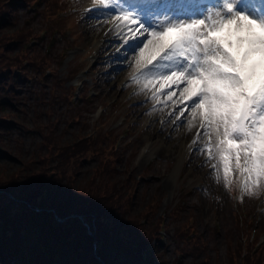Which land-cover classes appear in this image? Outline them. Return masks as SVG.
<instances>
[{"label":"rangeland","instance_id":"obj_1","mask_svg":"<svg viewBox=\"0 0 264 264\" xmlns=\"http://www.w3.org/2000/svg\"><path fill=\"white\" fill-rule=\"evenodd\" d=\"M20 1L21 2L19 3H15L18 6L14 5L16 7V12H18V25H16L20 29H6L7 32L6 30H3L1 31L3 32L2 34L7 33V36H5V38L9 40L8 36L19 35L21 29H26L25 35H31L27 38V42L25 43L27 51L31 52L33 46L40 47L42 51H46L45 44L47 42L52 43L56 51L50 50L52 51L53 58L47 56L50 64L48 65V67H44L43 71L40 73L39 78L45 81V84H41V81H38V85L35 84V81L33 82L32 78L36 71L32 69L31 65L29 66V59L22 60V66L26 68L25 71L28 74L26 75L25 79L28 81L27 85L29 86L28 89L24 86L22 88V95L24 96L25 100L20 102L25 103L16 107L7 106L9 107V109H6V112L10 115L4 116V118L2 119L6 122H10L11 124L13 122L15 123V121L22 122V124L27 125L26 128H28L29 131L23 130L22 126L17 124L16 128L14 127L8 130L9 135L7 136V140L5 141V143L10 149L9 152L11 153V155L6 154L1 159L8 160L6 163H8L9 166L13 165L14 162H16V164L19 163L16 160H11L13 156H18V147L16 144L18 138L22 141L19 143L22 144L21 146L23 147V157L26 158L28 154L32 155L33 152H37L38 157L44 154L46 151V146H43L41 144L42 142H44V139L42 135H37L38 132H35V129H33L34 127H36V124H34L35 111L33 110V107L38 104L40 105L41 98L45 96L49 100H51V98L55 96L56 93H60L62 94L61 98H63V95L67 94L66 88H68L69 86L76 87L78 84H80V82H82V95L87 93L88 96L92 97V106H87V108L89 109L85 110L87 111V113L85 114V119H83L88 124L85 130L82 129L83 125L81 124V122L78 125L74 124L76 126L73 127V123H70V120L68 121V124L66 123L68 119L63 117V113L65 109H67L66 107L69 106V101H67L65 97L64 101L66 103L57 98L55 99L60 104V106H58L55 111L56 113L49 112V110H47V105H40L41 110L43 111L41 122L46 124L48 120H51L52 122L56 123L57 118L63 120L64 122H62L61 120L60 122H58L56 133L60 132L61 127L68 130V134L64 135L62 139H60L61 142L66 143L70 141L72 144L74 142L75 144H78L80 141L84 142V140L95 141L98 139V137L103 138V140L112 139L111 137L106 135L108 132L116 135L115 139L113 140V146L109 149H112L113 154L117 153L119 157L107 156V158L112 160L110 162L114 163L112 169L116 173L114 174V172H112L115 177L109 183V185H111V188L106 190L100 189L101 195L108 194L111 196V198H116L121 194L122 189L119 190L117 189V187H115V189L112 188V183L115 180H120L119 184L122 185L123 182L129 179L128 176L131 173L134 176L135 180H138V175L144 174L145 178H140L138 183L134 185L136 189H131L130 194L132 197L129 193L126 195V197L128 198L129 203L133 205H131V208L134 214H139L143 211L147 212V210L149 209V204H151L152 206H157L156 209H154L157 212L156 217H163L161 220L162 226H157V229H163L165 237H163L162 239L165 238L164 241L167 243V247L164 248L165 254L163 257L166 263L163 264H179L181 259L182 262L180 264H237V257L239 253H242L243 249V247L241 246L242 239L243 237H245L242 232L246 231V225H240L241 223L239 225H236V223L238 224V216L240 215V213H242L244 217L246 216L247 219L252 218V222H249L248 224L250 225L248 227V231L259 229L258 237H261V239L264 237V212L262 213L257 211L260 207L258 205V201L261 196V186L256 188L252 194L248 193V195L242 199V196H240V192H238L237 187L235 188V184L237 183L235 180L237 171H233L231 173L229 177V183L227 186H225L222 167H219L218 169L212 167L213 164H219V158L217 157L216 159L210 161L208 159L207 152L204 150L205 146L203 145V143H195V145H191V148L187 147V156H185L184 160H181V163L177 161V155L174 156L170 153L163 154V152L161 151L160 153H158V155L153 154L150 156H155L157 158L156 161L142 160L143 153H146V150L144 149L146 148V140H151L149 138L151 136L148 135L147 132H153L151 120L149 119H151V117L154 119H159L158 114H162L163 111H156L157 108H161L160 106H152L158 101L163 102L166 97L158 94L157 96H155L154 100H151L144 104L142 106V111L144 112V114L143 117H140L139 119H137V114H132L133 109L132 107H130V102H139L142 98V95H145L147 93L150 94L157 89L166 88V86L164 85V87H159L156 84H150V86L146 87L144 90H140L142 92V95L140 97L135 95L131 98H128L130 96V93H132V90L127 89L125 91H121L118 85L127 73L132 72V70L136 69L137 58L131 60L129 57L127 61L121 60L122 62L120 60H115L114 63H110L109 65H106L105 62L103 63V60L100 58L99 65L97 64V60L94 59V56H96L94 53L100 47V43H102V40L100 41V39L98 38H93L98 35V32L102 30L104 24H106L111 18L109 17L107 21L102 25L96 26L97 20L95 16L97 12H107L92 10L91 6L95 3V0H72V2L70 0H64L68 3V5L75 7L76 11L79 14V18L77 17L74 21H76V32H78L80 37L79 41L77 42L79 44L78 47L80 48H70L71 51L68 53L66 58L61 57L60 52L66 45L71 46L72 35L68 31L65 32L64 35L59 31V33H55V37H53L50 35V33H52L55 27H60L61 29L64 28L65 21L74 19V17L67 15L64 21L57 20L56 22H47V15L50 14L48 11H46L42 17H39V9L34 7L32 3H29L27 0ZM58 1L60 2L61 0ZM8 2L14 3L12 2V0H9ZM116 15H119V13H116ZM113 17L115 18L114 15ZM86 25H89L94 29V31H92L93 34L91 37V34L86 33ZM43 29H48V33L45 34V39L47 40L43 41L42 43L40 39H38L37 35ZM0 38L3 39L4 37H1L0 34ZM14 43L12 44H18L17 42ZM35 43H37V45ZM104 47H106V44ZM140 47H143V45H141ZM81 50L84 51L82 52ZM27 51H21V53H26L28 55ZM42 51H40V53L45 54ZM50 51H48L45 56L47 54L50 55ZM87 51H89L90 53L89 60L85 56ZM15 52L17 53L16 48L14 49L13 54ZM78 52L83 53H80L82 54L81 57L79 54H77ZM135 52L139 53V48H136ZM135 52L133 54H135ZM11 56L12 53L9 54V58H11ZM111 65L114 66V69H112ZM84 66L93 68V73L91 76H87V74H85L87 70H84L82 72V68ZM79 68H81L82 70L79 71L77 77H73L72 74L77 69L80 70ZM21 69L22 67H20L19 64H12L10 72L8 71L10 73L9 77H13L14 80L18 79V77L22 73ZM111 69L113 71L122 70L123 72L111 75L113 90L110 94V88L106 85V83L101 81V76L110 74V71H112ZM53 71H55V74L51 75ZM56 80H65V89L63 92H61L59 89H56L57 92L53 94L54 92L51 85ZM147 83L148 82L145 81L143 85L146 84L147 86ZM33 86H35L33 89L34 91L31 90V87ZM36 91H40V94ZM90 91L93 92L95 96L90 95ZM113 100H117L114 105H112ZM181 100L182 97L180 95H177L175 105H178L179 101ZM71 101L74 102V100ZM20 109H22L23 111L20 112ZM177 109L181 110L183 109V107H178ZM17 110L19 111L17 112ZM101 110H103L100 115L101 117L100 119H97L96 115L98 116ZM155 111L156 114L154 113ZM59 114H61V116ZM153 114L154 116H152ZM125 117L129 121V132H127L128 134H126L123 129L117 127V125L121 123H126L124 120ZM184 118L187 117L185 116ZM157 121H160V119ZM97 125H100V127H98ZM173 125L174 122L172 124H169V128H171ZM97 128H101V131H95V129ZM93 130L96 132V138L91 137L81 140V138H85ZM190 132L191 131H189L188 129L186 130L187 134H190ZM152 134L155 135L154 133ZM152 141L155 142L154 145L151 146V148L153 149L151 150V152L158 149L159 147L161 148V150L168 149L169 142L165 143V135H162ZM118 142L119 145L117 146ZM207 142H205V144H207ZM192 152H194V157L197 159L196 163L198 164V166L188 165V159ZM148 157L146 158L148 159ZM199 157L202 159H200ZM19 158L22 157L19 156ZM105 161L106 158H104L103 156V158H101L100 164H96L94 162L92 164V167L89 164L85 165L86 167L84 169V174L79 175V178L76 180L77 182L80 181L79 185H83L82 183L85 182V184L88 186L87 181H91V177L93 178V176H95V173L98 169L101 170L100 175H102V169ZM117 161H119V163H117ZM178 165L179 171L175 176L172 186H170V188L168 189H164V183L170 179L171 174H173L172 171ZM144 169H148V171L144 173ZM191 172L194 173L192 177H190ZM195 173H201V175H195ZM96 176L98 177V175ZM104 176L106 175L104 174ZM101 177L102 176H100L99 178ZM97 184L98 182L95 181V187H97ZM197 186H200L201 190L197 189ZM216 186H219L221 188L220 192L216 191ZM241 201L243 205L239 204V202ZM241 206L244 207L242 208ZM237 207H240L242 210H236L235 208ZM112 209L114 212H118L116 209ZM175 211H177V213H175ZM244 217L242 219H244ZM258 219H262V225L260 223L257 224ZM191 227H195V236L193 237L194 239L199 236H202L203 238V240L199 243V245H201V248L191 249L190 243H192L193 241L182 238L185 235V231H187ZM192 233L193 230L191 231V234ZM97 235L100 236L98 232ZM161 241L162 240H160L159 231L155 238L150 241V247L148 246V249H159ZM188 247L189 253L191 255H185V257L182 258L180 251L184 252V248L187 249ZM263 250L264 247L257 257H262L264 252ZM113 252L114 251L112 250L109 251V260L114 258L113 260L117 262L116 264L121 263L125 258V253L118 252L117 256H115V253ZM158 254H160V252H158ZM89 257L90 256L87 255L85 258L80 260V263L85 264L87 258ZM178 257H180L178 260L179 262H176L175 260ZM3 260L4 259L0 257V264L4 263ZM153 263L160 264L159 259L153 260ZM9 264H28V261L25 257L19 260L9 259ZM45 264H65V261L64 259H58L56 261H53L52 263L46 262ZM70 264H77V262H71ZM255 264H258V261Z\"/></svg>","mask_w":264,"mask_h":264},{"label":"trees","instance_id":"obj_2","mask_svg":"<svg viewBox=\"0 0 264 264\" xmlns=\"http://www.w3.org/2000/svg\"><path fill=\"white\" fill-rule=\"evenodd\" d=\"M8 1L0 0L2 9L0 12V34L1 37H4L0 38V79H2L0 81V229H2L1 236L3 237L0 238V250L2 249L3 258L8 263L9 259H21L26 256L29 259V264H45L65 255L68 261L76 260L77 264H81L80 260L89 255L86 264H116L114 258L109 260L107 250L111 248V245L106 242L108 237H114V242L111 240L112 246L115 248L112 250L115 256L118 252L125 253L124 260L118 264H154L155 257L149 258L148 263L144 257H148L152 253L148 246L150 247V241L157 235V226L162 220L161 217H156L157 212L154 209L157 206L149 204L147 212L143 211L139 214L126 210L127 215H124L117 207L109 206L116 204L119 199L125 200V205L129 206L130 203L126 195L130 194L131 189L135 190L134 185L137 184V181L130 175L122 185L119 184L120 180L118 179L112 183V188L122 189L118 197L111 198L110 196L108 197L110 201L106 203V200L102 198L104 195H101L100 192V189H110L109 183L115 177L112 173H116L112 169L114 163L110 162L112 160L107 156L119 157L117 153L113 154L112 149H109L112 148L116 135L106 134L112 138L107 140L98 137L95 141L84 140L78 144L75 142L72 144L70 141L66 143L61 142L60 139L68 134V130L61 127L60 132L56 133L58 122L61 119L54 118L56 123L51 120H48L46 124L41 122L43 111L40 105H47V110L54 113L60 106L55 99L64 101L65 94L61 98L62 94L56 93V89L64 91V80H56L51 85L53 94L56 93L51 100L46 96L42 97L41 104L33 107L35 111L34 124H36L33 129L38 132L37 135H42L45 143L41 144L46 146L45 153L38 157L37 152H33L32 155L28 154L26 158L23 157V147L19 143L22 141L18 138L16 143L18 156H13L11 160H16L19 163L14 162L9 166L6 163L8 160L1 159L6 154L11 155L10 149L5 143L9 135L8 130L21 125L23 130L29 131L26 128L27 125L22 122L15 121V123L7 124L2 119L4 116L10 115L6 112V109H9L7 106L16 107L25 103L20 102L25 100L22 88L24 86L28 89L29 86L25 79L28 74L25 71L26 68L22 66V60H30L29 66L31 65L32 69L36 71L32 80L38 85V81L45 84V81L41 80L39 76L44 67H48L50 64L48 57L53 58V48L50 55L45 56L44 50L42 51L37 46H33L31 52L27 51L28 55L20 52L13 54L15 45L12 43L25 44L31 35H25V27V30H20L19 35L8 36L9 40L5 38L7 33L2 34L1 31L6 29H20L17 26L18 12L14 6L18 5ZM27 1L30 2V0ZM43 3L44 5L39 10L40 17L46 11L53 15V11L60 2L58 0H43ZM40 51L45 54H41ZM10 53H12L11 58H9ZM12 64H19L22 67V78L14 80L13 77H9ZM34 87H31V90ZM67 89L66 91H68ZM36 92L40 94V91ZM64 103L66 102L64 101ZM86 104L88 105V102ZM84 106L85 103L75 109L66 107L67 109L63 113V117L68 119L66 123L68 124L70 120L73 127L81 122L82 129L85 130L88 124L83 120L86 117L85 110L87 108ZM22 111L20 109V112ZM59 115L61 116V114ZM103 156L106 158L102 169L103 174L100 175L101 170L98 169L95 176L91 177V181H87L88 186L85 182L82 183L83 185H79L80 181L76 180L79 175L84 174L85 165L89 164L92 167L94 162L100 164ZM100 176L102 177L99 178ZM95 181L98 182L97 187L94 185ZM131 205L129 208L133 206ZM112 208L118 212H114ZM143 219H146V223L140 225L143 224ZM142 227L144 228L141 230ZM20 229H26L25 238H23ZM95 230L100 235H96V238L92 234V231ZM149 236H151L150 239ZM186 237L184 235L182 238L186 239ZM187 240L192 241L188 238ZM94 242L101 247L94 250ZM98 256L101 258V262ZM48 257L51 258L48 259ZM237 258V264H255L257 261L258 264H262V257H250L249 254L244 257L243 252L239 253Z\"/></svg>","mask_w":264,"mask_h":264},{"label":"snow or ice","instance_id":"obj_3","mask_svg":"<svg viewBox=\"0 0 264 264\" xmlns=\"http://www.w3.org/2000/svg\"><path fill=\"white\" fill-rule=\"evenodd\" d=\"M95 2L108 9L101 16L136 26L128 29L134 37L146 35L125 42L126 54L139 48L134 82L184 85L180 96L192 102L185 107L199 116L209 138L204 150L210 161L219 158L212 167H222L225 186L233 171L243 177L244 192L264 184V0ZM185 10L194 14H179ZM146 13L156 21L146 23Z\"/></svg>","mask_w":264,"mask_h":264},{"label":"bare ground","instance_id":"obj_4","mask_svg":"<svg viewBox=\"0 0 264 264\" xmlns=\"http://www.w3.org/2000/svg\"><path fill=\"white\" fill-rule=\"evenodd\" d=\"M65 4L66 2L64 1H60V3H58L57 7H56V11L57 12H61L63 11V9L65 8ZM100 5H98L97 3L95 5H93L92 8L96 9L97 7H99ZM2 11V9L0 8V12ZM101 11V10H100ZM103 11L105 12H108V9H103ZM111 18L106 24H104L102 30L100 32H98V35L95 36L93 39H102L103 37L105 38H109L113 41V44L114 45V48L117 49V52L116 54H118V59L121 61V60H125L127 61L130 57V59H136L139 55L138 52H135V54H132V55H129V54H126L124 49L127 47L126 45V41L128 42H132L136 37H139V36H132L131 34H129L128 32V28L124 29L122 32H121V27L122 25L120 23H117L115 20L116 18L113 17V15H106V16H101V12H97L95 18H96V26L97 25H102L103 23H105L107 21L108 18ZM85 30H86V33L88 34H91L90 37L92 36V31H94L93 28H91L89 25H86L85 26ZM105 33V35H104ZM140 35V34H139ZM103 36V37H102ZM141 40H144L146 39V35L145 36H142V38H140ZM105 41H103L102 43H100V47L98 48V51H97V55H99V58L102 57L103 54H101L103 52V48L105 46ZM141 46V45H140ZM15 48H16V51L17 52H20L21 51H27L26 49V45L25 44H16L15 45ZM137 51V50H136ZM104 53V52H103ZM126 57V58H125ZM114 69V68H113ZM123 72L122 70L121 71H116V70H112L110 71V74L108 75H104V76H101L102 79L101 81L106 83V85L110 88L109 90V93L111 94L112 93V90H113V83H111V75H115V73H121ZM144 80V79H143ZM0 81H2V79H0ZM161 81H158L157 83H147V86H150V84H153V85H158L161 87ZM167 85V82H163ZM164 84V85H165ZM146 85V84H144ZM165 85V86H166ZM183 87L179 85V90H175V86L173 88H167L166 91H162L161 94H163V96L166 97V99L163 101V102H160L159 101V105L158 107L160 106L161 108L160 109H156V111L158 112H161L162 110V114H158L159 115V119L160 121H157L159 119H154L151 117V124H152V130L155 135H153L150 131L147 132L148 135H150L151 137H149L151 140H148V141H152L154 139H157L158 137L162 136V135H165V143H168V149H162L159 147L158 149L154 150L151 152V150L153 149H150L149 147L151 145H153V143L151 145H147V151L145 153V155H143V158L142 160L146 161V160H150V156L151 155H158V153L163 152V154H167V153H170L171 155H177L176 158H178V162L181 163V160L185 158V156H187L186 154V148H191L190 147V144L192 143V145H195V143L199 144V143H203V145L205 146V142L208 141V137L204 135V129L201 128L200 126V119H199V116L197 115L195 117V119L193 118L192 115H190V112H191V108L189 107V109H187L186 112H184L183 110L179 111L176 109L175 107V100L177 98V95H180V90H182ZM169 93H171V95H169ZM136 102V101H135ZM146 102H149V97L147 96V94L145 95H142V98L139 102H137L134 107L132 108V114H137V119H139L140 117H143V114L144 112L142 111V106L146 103ZM156 111L154 112L156 114ZM154 116V114L152 115ZM187 117V118H184V117ZM178 118V119H176ZM157 121V123H156ZM176 121V122H175ZM189 121H192V124L191 126H189ZM128 122L127 121L126 123H121L119 125H117L118 128H121L125 131L126 134H128L127 132L128 131ZM174 122V125L169 128V124H172ZM156 123V124H155ZM131 124V123H130ZM155 124V125H154ZM157 126V127H156ZM182 129V130H181ZM189 130L191 131L190 134H187L186 133V130ZM195 141V143H193ZM155 142V141H154ZM175 150V152H174ZM150 158H149V157ZM148 157V159L146 158ZM201 157V156H200ZM199 157V158H200ZM202 159V158H200ZM197 159L194 157V152L191 153L189 159H188V165L192 166H198V164L196 163ZM199 162V161H198ZM201 162V161H200ZM117 163H119V161H117ZM133 171V170H132ZM179 171V165L176 166L174 168V170L172 171L173 174H171L170 176V179L167 180L165 183H164V189H168L170 188V186H172L173 184V181L175 179V176L177 174V172ZM201 175V173H195V175ZM194 175L193 172L190 173V177H192ZM131 177L134 178V176L132 175V173L130 174ZM150 182V181H149ZM216 191L217 192H220L221 191V188L219 186H216ZM110 195L108 194H105L102 198H104V200H106L105 202L107 203L108 201H110ZM109 206H112V207H117L118 209L121 210V212L125 215L126 214V210L129 211L130 213H133L132 211V208H129V206H126L125 205V200H117L116 204H111ZM128 214V213H127ZM126 214V215H127ZM140 225H145V223L143 224H140ZM144 227L141 228V230L143 229ZM26 230V229H25ZM193 230V233L191 234V231ZM195 227H191L190 229H188L185 233V235L187 236L186 239H191L193 242L190 243V248L191 249H195V248H201V245H199V243L203 240L202 236H199V237H196L195 239L193 238L195 236ZM148 232V231H147ZM152 236V235H151ZM151 236H149L148 238L150 239ZM3 238V237H2ZM114 238V237H113ZM112 237H108L107 239V243H109V245H111V248H109L107 250V253H109L110 250H114L115 248L112 246L113 245V240ZM113 242H112V240ZM167 247V243L162 240V242L160 243L159 245V249H156V250H153L151 255H149L148 257L145 258L146 262L148 263L149 262V258H152V257H155L156 259H159L160 263L163 264V263H166V261L164 260V254H165V251H164V248ZM114 248V249H113ZM14 250H16V248H14ZM157 252H160L162 253V255H158ZM114 253V252H113ZM180 254L182 255V258L185 257V255L187 256H190L191 254L189 253V247L187 249L184 250V252H181L180 251ZM0 255H3L2 254V249L0 250ZM179 255V254H178ZM180 256V255H179ZM180 257H178L175 261L176 262H179ZM60 259H64L65 261V264H70L71 262H75V261H71L69 262L67 257L65 255H63V257H60ZM182 260V259H181ZM180 260V263L182 262ZM175 262V263H176ZM179 263V264H180Z\"/></svg>","mask_w":264,"mask_h":264},{"label":"water","instance_id":"obj_5","mask_svg":"<svg viewBox=\"0 0 264 264\" xmlns=\"http://www.w3.org/2000/svg\"><path fill=\"white\" fill-rule=\"evenodd\" d=\"M60 221V220H59Z\"/></svg>","mask_w":264,"mask_h":264}]
</instances>
